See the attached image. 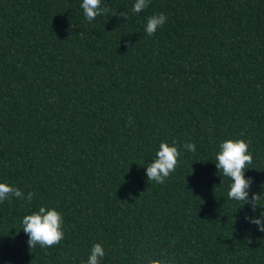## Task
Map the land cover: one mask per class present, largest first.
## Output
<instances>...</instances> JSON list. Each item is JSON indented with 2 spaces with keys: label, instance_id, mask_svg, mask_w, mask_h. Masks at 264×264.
<instances>
[{
  "label": "trees",
  "instance_id": "obj_1",
  "mask_svg": "<svg viewBox=\"0 0 264 264\" xmlns=\"http://www.w3.org/2000/svg\"><path fill=\"white\" fill-rule=\"evenodd\" d=\"M80 2L0 0V181L34 194L0 202V264H82L97 242L101 264H264L244 219L264 215V0H102L91 22ZM225 138L249 141L255 211L227 198ZM162 140L196 151L159 184L144 165ZM41 204L64 237L30 248L21 219Z\"/></svg>",
  "mask_w": 264,
  "mask_h": 264
},
{
  "label": "clouds",
  "instance_id": "obj_2",
  "mask_svg": "<svg viewBox=\"0 0 264 264\" xmlns=\"http://www.w3.org/2000/svg\"><path fill=\"white\" fill-rule=\"evenodd\" d=\"M102 0H81L80 7L83 10L84 18L91 22L97 16L102 15L104 9L101 7ZM150 0H134L131 8L132 13H139L148 7ZM127 18V13H122ZM167 20L164 12L153 13L146 17L144 31L147 35L154 34L159 27H162ZM131 124V118H129ZM181 149L195 152L194 143L186 141L178 146L176 141L169 143L166 140L160 141L155 150L154 157L145 166V173L148 181L163 184L165 179L174 171ZM215 166L224 177L229 178L227 185V198L244 204H251L255 211L256 201L260 195L255 193L249 196L252 177L246 176L247 165L252 163V153L249 151V141L244 138H225L218 144L215 152ZM33 192L29 191L25 196L20 188L0 181V202L14 196L31 202ZM244 219L256 226L257 230L264 232V215L245 214ZM21 229L27 235V244L30 248L37 244L41 247L52 246L60 242L64 237L63 213L57 207L41 204L38 208L26 213L21 219ZM105 256V249L101 243H94L89 251L87 259L82 264H101ZM143 264H176L173 258L150 256L143 260Z\"/></svg>",
  "mask_w": 264,
  "mask_h": 264
}]
</instances>
